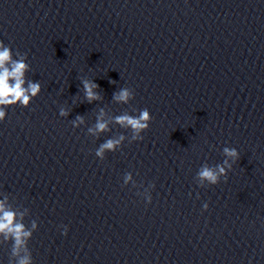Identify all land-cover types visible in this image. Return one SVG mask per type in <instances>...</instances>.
Instances as JSON below:
<instances>
[{
    "label": "clouds",
    "instance_id": "1",
    "mask_svg": "<svg viewBox=\"0 0 264 264\" xmlns=\"http://www.w3.org/2000/svg\"><path fill=\"white\" fill-rule=\"evenodd\" d=\"M0 105L15 104L17 101L24 105L29 103L30 95L35 96L39 91L40 87L38 84H30L27 89L23 87L24 84V72L26 70V64L22 61L12 63L11 70L6 67V63L11 62L10 50L0 43ZM13 80L14 83H9ZM87 99L91 102L94 99H98V95L93 91L94 88L98 87L95 83H84ZM30 94V95H29ZM130 92L127 89H121L118 95L114 96V99L127 102L130 97ZM63 114V113H62ZM4 111L0 110V120L4 118ZM117 123L125 126H130L137 134L148 128V121L150 115L147 110L143 111L138 118H134L128 115L119 116L116 118ZM106 123L97 122L96 128L99 131L106 130ZM119 141H108L105 143L97 155H102L104 149L111 150L114 148ZM225 155L233 159L238 158V153L234 149H224ZM228 162L225 161V164ZM225 168L218 166V172L205 167L200 172V177L207 180L212 184H216L218 181V175L224 174ZM15 214L11 211L5 210L3 202H0V233L5 234L7 238L8 234L14 238L15 248L14 254L18 253L19 249L24 245L25 238L30 236L31 233L24 229L23 224H14ZM89 230H92V226L89 225ZM19 264H30L28 258L20 260Z\"/></svg>",
    "mask_w": 264,
    "mask_h": 264
}]
</instances>
